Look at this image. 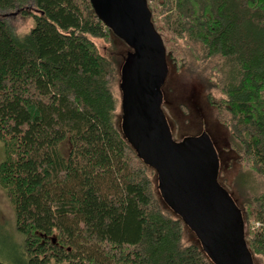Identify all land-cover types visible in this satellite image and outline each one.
I'll list each match as a JSON object with an SVG mask.
<instances>
[{"label":"trees","instance_id":"obj_1","mask_svg":"<svg viewBox=\"0 0 264 264\" xmlns=\"http://www.w3.org/2000/svg\"><path fill=\"white\" fill-rule=\"evenodd\" d=\"M145 1L168 69L191 60L217 88L208 101L236 180L263 181L239 207L247 247L264 260V0ZM9 11L35 23L19 39L0 17V188L25 264H213L184 243L185 224L120 131L119 64L95 41L121 40L90 0H0Z\"/></svg>","mask_w":264,"mask_h":264},{"label":"water","instance_id":"obj_2","mask_svg":"<svg viewBox=\"0 0 264 264\" xmlns=\"http://www.w3.org/2000/svg\"><path fill=\"white\" fill-rule=\"evenodd\" d=\"M90 3L101 24L129 48L119 74L120 131L138 158L157 171L161 203L195 234L213 264H256L240 207L219 183V158L209 138L172 139L161 95L169 69L147 2Z\"/></svg>","mask_w":264,"mask_h":264},{"label":"rangeland","instance_id":"obj_3","mask_svg":"<svg viewBox=\"0 0 264 264\" xmlns=\"http://www.w3.org/2000/svg\"><path fill=\"white\" fill-rule=\"evenodd\" d=\"M0 17L8 24L13 34L19 39L29 34L35 24L30 15H22L17 11L0 13ZM95 44L102 54L109 55L111 53L119 64V68L125 60L126 54L129 52L127 45L118 40H114V47L102 41H95ZM203 74L192 64L191 60H189V65L185 66L179 73L169 70L161 88L162 107H164L163 109L167 120L170 119L173 127L176 128L177 139L185 136L192 137L201 132L209 138L215 152L221 160L220 166L223 171V177L221 179L223 182L222 185H225L224 189L230 194L235 204L241 207L243 200L249 193L261 191L263 181L261 179H253L249 184H240V180H236L237 176L239 177L240 167L235 161V155L227 150L229 133L218 124L217 113L209 105L208 101V95H210V98H219L220 95L217 88H211L205 78L207 76ZM3 158V145L0 143V162ZM153 181L155 186L154 190H156L157 197L161 202L162 198L157 187L158 183L155 176L153 177ZM168 206L166 205L164 207L178 218L174 210ZM252 228H254V225ZM189 242L197 243V239L195 234L193 235L186 227L184 243ZM0 263H26V256L22 249V238L15 230L14 213L6 194L1 188ZM256 264H264V260L256 259Z\"/></svg>","mask_w":264,"mask_h":264},{"label":"flooded vegetation","instance_id":"obj_4","mask_svg":"<svg viewBox=\"0 0 264 264\" xmlns=\"http://www.w3.org/2000/svg\"><path fill=\"white\" fill-rule=\"evenodd\" d=\"M162 108H164V107H162ZM164 110V109H163ZM166 116V115H165ZM166 120H167V117H166ZM171 120L169 119V120H167V124H168V127H169V129H170V132H171V134H172V131H173V135H172V139H173V141H175L176 143H181V142H183V140L184 139H186V138H198V137H200V136H202L203 134H202V132L200 133V134H198V135H193L192 137H187V136H185V137H183V138H181V139H177L176 137H177V131H176V128L175 127H173V123L171 122ZM174 136H175V138H174ZM175 139H177V140H175ZM219 158V157H218ZM220 158H219V166H220ZM151 170H153V172H154V176H155V178H156V181H157V183H158V190H159V178H158V173H157V171L154 169V168H151V167H149ZM222 177H223V171H222V169H221V166H220V169H219V174H218V180L220 181V183H221V186L222 187H224L222 184H223V182L221 181V179H222Z\"/></svg>","mask_w":264,"mask_h":264},{"label":"built area","instance_id":"obj_5","mask_svg":"<svg viewBox=\"0 0 264 264\" xmlns=\"http://www.w3.org/2000/svg\"><path fill=\"white\" fill-rule=\"evenodd\" d=\"M254 227L255 228H258L259 227V224L258 223L254 224Z\"/></svg>","mask_w":264,"mask_h":264}]
</instances>
